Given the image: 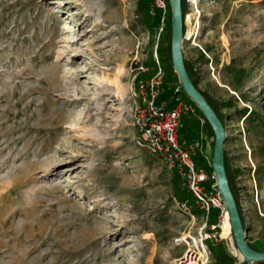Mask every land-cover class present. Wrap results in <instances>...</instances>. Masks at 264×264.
<instances>
[{
  "label": "rangeland",
  "instance_id": "374dc122",
  "mask_svg": "<svg viewBox=\"0 0 264 264\" xmlns=\"http://www.w3.org/2000/svg\"><path fill=\"white\" fill-rule=\"evenodd\" d=\"M183 10L187 68L226 126L247 241L264 252V0ZM155 11L154 0H0V264H181L188 250L241 264L230 223L194 205L188 215L185 177L138 143V82L158 60L180 87ZM196 117L211 165L214 132Z\"/></svg>",
  "mask_w": 264,
  "mask_h": 264
},
{
  "label": "built area",
  "instance_id": "2783aa9c",
  "mask_svg": "<svg viewBox=\"0 0 264 264\" xmlns=\"http://www.w3.org/2000/svg\"><path fill=\"white\" fill-rule=\"evenodd\" d=\"M154 5L165 16L168 11L166 0H154ZM164 86L165 73L157 60L153 75L140 80L136 87L134 123L139 132L138 143L161 153L171 167H177L179 173L185 177L189 197L181 205L188 215L195 217L192 211L194 205L206 220L214 212L222 220L227 209L217 187L216 174L206 169L204 161L196 160L198 157L206 158L209 145L207 136L200 132L189 143L182 141L180 136L184 117L200 120L196 117L199 114L197 108L181 95L162 100ZM205 254L206 256H199L188 250L180 260L181 264H207L209 256L206 252Z\"/></svg>",
  "mask_w": 264,
  "mask_h": 264
},
{
  "label": "water",
  "instance_id": "95a60500",
  "mask_svg": "<svg viewBox=\"0 0 264 264\" xmlns=\"http://www.w3.org/2000/svg\"><path fill=\"white\" fill-rule=\"evenodd\" d=\"M171 7V62L179 78L178 91L184 93L197 107L213 129L215 141L211 166L216 174L217 187L225 202L235 245L242 257L241 264L263 263L264 252L255 250L247 241L246 229L240 208L232 189L227 164L225 144L228 137L226 126L206 96L193 81L184 56V10L183 0H169Z\"/></svg>",
  "mask_w": 264,
  "mask_h": 264
},
{
  "label": "trees",
  "instance_id": "16d2710c",
  "mask_svg": "<svg viewBox=\"0 0 264 264\" xmlns=\"http://www.w3.org/2000/svg\"><path fill=\"white\" fill-rule=\"evenodd\" d=\"M166 2L169 4V0H166ZM168 7L170 9V6L169 5H168ZM168 11L165 14V20H166V23L168 24V26H170L171 25L170 24L171 23V13L168 12ZM161 14L162 13L159 10L156 9L155 15L157 17L152 18V23L150 25L152 31H154L156 28H158L160 26L159 16H161ZM178 88H179V86L176 87V86H173V85L170 84L169 78H168V76L166 74L165 86H164V93H163L161 99L164 100V99H168L171 96L181 95L183 98L188 99L189 101H191L184 93L178 92ZM192 104L195 105L193 102H192ZM195 106L197 108L198 113H201V111L197 107V105H195ZM195 122H197V125H196ZM198 124L199 123H198V120L197 119L184 117L183 127L180 130L181 140L182 141H185L186 143L191 142L192 139L198 135V133H197V130L199 128ZM196 160L199 161V162H202V161L205 162L204 158H202V157H198ZM205 167H206V169L208 171H210V172L213 171V167L211 165H207L206 162H205ZM175 169L177 170V167H175ZM178 198L183 199V194H181V192H178ZM213 216H215L216 218H218V213L217 212H214V215Z\"/></svg>",
  "mask_w": 264,
  "mask_h": 264
},
{
  "label": "bare ground",
  "instance_id": "6f19581e",
  "mask_svg": "<svg viewBox=\"0 0 264 264\" xmlns=\"http://www.w3.org/2000/svg\"><path fill=\"white\" fill-rule=\"evenodd\" d=\"M95 7V6H94ZM93 7V8H94ZM96 8V7H95ZM98 8V7H97ZM97 10V9H96ZM98 12H100V11H98ZM114 14H112V15H108V16H106V23H108V24H118L119 22H120V18L118 17V16H116L115 17V15L113 16ZM76 77V76H75ZM69 78V77H68ZM72 80H74V78L72 79ZM75 82H80V79L79 78H76L75 79ZM71 84V83H70ZM66 87V86H65ZM54 96V94L53 93H51L50 94V96ZM48 104V103H47ZM45 106V105H44ZM43 106V107H44ZM45 110V109H44ZM56 117V116H55ZM54 117V118H55ZM60 124V122H59V120H57V119H55V121H54V125H56L57 126V128H58V130L57 131H59V132H61V131H63V129H62V127L59 125ZM224 223H230V221H229V217H228V213L226 212V216H225V218H224ZM230 227H231V225H230Z\"/></svg>",
  "mask_w": 264,
  "mask_h": 264
}]
</instances>
